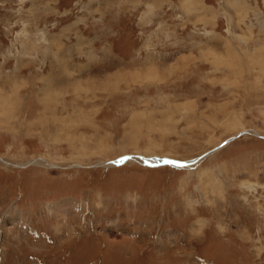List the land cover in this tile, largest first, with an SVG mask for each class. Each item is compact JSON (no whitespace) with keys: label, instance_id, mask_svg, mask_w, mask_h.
I'll return each mask as SVG.
<instances>
[{"label":"rangeland","instance_id":"374dc122","mask_svg":"<svg viewBox=\"0 0 264 264\" xmlns=\"http://www.w3.org/2000/svg\"><path fill=\"white\" fill-rule=\"evenodd\" d=\"M0 264H264V0H0Z\"/></svg>","mask_w":264,"mask_h":264},{"label":"bare ground","instance_id":"6f19581e","mask_svg":"<svg viewBox=\"0 0 264 264\" xmlns=\"http://www.w3.org/2000/svg\"><path fill=\"white\" fill-rule=\"evenodd\" d=\"M145 160V162L147 163V164H149V165H157V164H160V163H162L163 161H153V162H149L148 160H146V159H144ZM165 162V161H164ZM163 162V163H164ZM42 164L43 166H47V167H54L52 164H50L48 161H45L44 159H41V160H39V161H36L35 163H33V164ZM105 166H111V165H109V164H105Z\"/></svg>","mask_w":264,"mask_h":264},{"label":"snow or ice","instance_id":"6c2138e0","mask_svg":"<svg viewBox=\"0 0 264 264\" xmlns=\"http://www.w3.org/2000/svg\"><path fill=\"white\" fill-rule=\"evenodd\" d=\"M169 163H171V161H169Z\"/></svg>","mask_w":264,"mask_h":264},{"label":"water","instance_id":"95a60500","mask_svg":"<svg viewBox=\"0 0 264 264\" xmlns=\"http://www.w3.org/2000/svg\"><path fill=\"white\" fill-rule=\"evenodd\" d=\"M167 162H169V161H167ZM172 162V161H171Z\"/></svg>","mask_w":264,"mask_h":264}]
</instances>
